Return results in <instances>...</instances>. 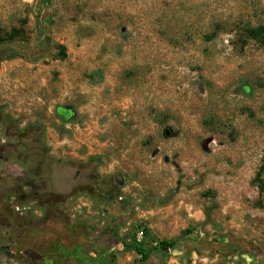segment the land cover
Here are the masks:
<instances>
[{
  "label": "rangeland",
  "instance_id": "374dc122",
  "mask_svg": "<svg viewBox=\"0 0 264 264\" xmlns=\"http://www.w3.org/2000/svg\"><path fill=\"white\" fill-rule=\"evenodd\" d=\"M259 24L264 0H0V139L42 180L11 209L44 258L92 264L45 248L70 230L112 264H264Z\"/></svg>",
  "mask_w": 264,
  "mask_h": 264
},
{
  "label": "flooded vegetation",
  "instance_id": "af4514ba",
  "mask_svg": "<svg viewBox=\"0 0 264 264\" xmlns=\"http://www.w3.org/2000/svg\"><path fill=\"white\" fill-rule=\"evenodd\" d=\"M19 152L10 142L0 139V264H12V262L40 264L42 261L44 264H55L52 258L50 260L44 258L45 256L40 252L41 243L30 239L31 232L37 230H31L25 219H15L17 215L11 209L12 197L17 194L18 188H34L36 195H39L38 193L42 195L41 176L27 179V171L34 160L19 159ZM10 163H16V165H10ZM20 198L28 200L33 197L25 192L20 193ZM38 199L39 197L34 196L32 200ZM16 209L22 214L28 212L27 209L30 208L23 206ZM91 244V241H86L85 244L76 242L75 236L70 233V230H66L65 233L50 238L45 248L53 257L60 251L63 255L68 254L85 262H90L92 259V264H112L110 249L101 251L89 248Z\"/></svg>",
  "mask_w": 264,
  "mask_h": 264
},
{
  "label": "trees",
  "instance_id": "16d2710c",
  "mask_svg": "<svg viewBox=\"0 0 264 264\" xmlns=\"http://www.w3.org/2000/svg\"><path fill=\"white\" fill-rule=\"evenodd\" d=\"M246 32H247V36H249V37L259 41L260 43L264 44V24H259V25L254 26V27L250 26L247 28ZM58 48L60 51V55H62V57L65 56V52H64L65 46L62 44H59ZM95 73L96 72H91L89 74V76L91 77L92 80H96L95 77L97 74H95ZM58 110L60 111L61 117L67 116L66 111L63 108L60 107ZM263 172H264V157H263V162H262V164L259 167V170L257 172V177L259 179H260L261 175L263 174ZM259 181L260 182L258 184V187L262 190L264 188V185L262 183V180H259ZM143 232H144V230H143ZM187 232H189V229H184L182 231V234H185ZM174 244H175L174 239H161V240L157 241L156 247L161 248V249H167V248L172 247ZM136 249H137L138 253L141 254L142 257H144V258L148 257V253L145 251L144 247H142L141 245H137Z\"/></svg>",
  "mask_w": 264,
  "mask_h": 264
},
{
  "label": "water",
  "instance_id": "95a60500",
  "mask_svg": "<svg viewBox=\"0 0 264 264\" xmlns=\"http://www.w3.org/2000/svg\"><path fill=\"white\" fill-rule=\"evenodd\" d=\"M205 214H206V217L209 218V209H206Z\"/></svg>",
  "mask_w": 264,
  "mask_h": 264
},
{
  "label": "built area",
  "instance_id": "2783aa9c",
  "mask_svg": "<svg viewBox=\"0 0 264 264\" xmlns=\"http://www.w3.org/2000/svg\"><path fill=\"white\" fill-rule=\"evenodd\" d=\"M142 234H143V231H139V235L142 236Z\"/></svg>",
  "mask_w": 264,
  "mask_h": 264
},
{
  "label": "crops",
  "instance_id": "0c3cea01",
  "mask_svg": "<svg viewBox=\"0 0 264 264\" xmlns=\"http://www.w3.org/2000/svg\"><path fill=\"white\" fill-rule=\"evenodd\" d=\"M111 263H112V260H111Z\"/></svg>",
  "mask_w": 264,
  "mask_h": 264
}]
</instances>
